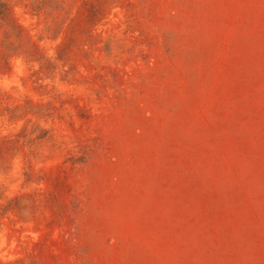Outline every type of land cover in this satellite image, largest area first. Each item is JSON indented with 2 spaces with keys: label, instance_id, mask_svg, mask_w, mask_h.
<instances>
[{
  "label": "rangeland",
  "instance_id": "1",
  "mask_svg": "<svg viewBox=\"0 0 264 264\" xmlns=\"http://www.w3.org/2000/svg\"><path fill=\"white\" fill-rule=\"evenodd\" d=\"M0 264H264V0H4Z\"/></svg>",
  "mask_w": 264,
  "mask_h": 264
},
{
  "label": "trees",
  "instance_id": "2",
  "mask_svg": "<svg viewBox=\"0 0 264 264\" xmlns=\"http://www.w3.org/2000/svg\"><path fill=\"white\" fill-rule=\"evenodd\" d=\"M9 3L4 0H0V22L7 16L9 12ZM1 27V23H0Z\"/></svg>",
  "mask_w": 264,
  "mask_h": 264
}]
</instances>
